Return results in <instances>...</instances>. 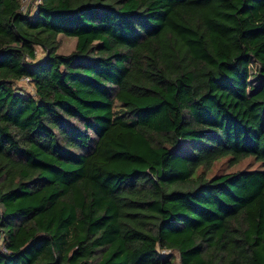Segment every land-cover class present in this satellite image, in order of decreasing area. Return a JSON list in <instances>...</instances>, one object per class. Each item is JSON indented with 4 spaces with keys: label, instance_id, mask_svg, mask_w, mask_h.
<instances>
[{
    "label": "trees",
    "instance_id": "1",
    "mask_svg": "<svg viewBox=\"0 0 264 264\" xmlns=\"http://www.w3.org/2000/svg\"><path fill=\"white\" fill-rule=\"evenodd\" d=\"M20 7L0 0V264H264V0Z\"/></svg>",
    "mask_w": 264,
    "mask_h": 264
},
{
    "label": "rangeland",
    "instance_id": "2",
    "mask_svg": "<svg viewBox=\"0 0 264 264\" xmlns=\"http://www.w3.org/2000/svg\"><path fill=\"white\" fill-rule=\"evenodd\" d=\"M35 7V1L32 0L31 4L29 5V10L33 11ZM58 38L60 40V46L57 50L59 54H68L70 51L73 50L75 45V38L69 37L63 34H59ZM38 58H42L44 56L43 50L40 47L36 48ZM257 63L251 62L250 63V77L249 82L251 85H258L261 83V76H259L256 72ZM16 88L28 93L33 92V87L29 82L24 80H20L16 83ZM261 167L260 162L256 161L252 157L243 159L241 162L235 165H229L227 160H220L213 164L212 168L207 172V176H212L216 173H223V172H234L237 170H252L258 169ZM177 257V254H176Z\"/></svg>",
    "mask_w": 264,
    "mask_h": 264
},
{
    "label": "built area",
    "instance_id": "3",
    "mask_svg": "<svg viewBox=\"0 0 264 264\" xmlns=\"http://www.w3.org/2000/svg\"><path fill=\"white\" fill-rule=\"evenodd\" d=\"M35 1V7H34V10L31 11L29 10V5L31 4L32 0H21V10L22 11H30L32 14L35 13L37 11V6H38V3L40 2V0H34ZM24 81L28 82V78H24L23 79Z\"/></svg>",
    "mask_w": 264,
    "mask_h": 264
}]
</instances>
